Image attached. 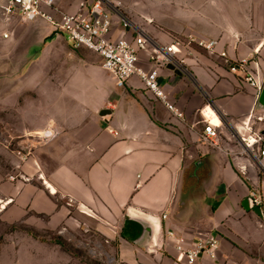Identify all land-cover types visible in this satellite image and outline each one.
Instances as JSON below:
<instances>
[{"label": "crops", "instance_id": "0c3cea01", "mask_svg": "<svg viewBox=\"0 0 264 264\" xmlns=\"http://www.w3.org/2000/svg\"><path fill=\"white\" fill-rule=\"evenodd\" d=\"M195 2L208 3L210 14L203 6L192 17L194 28L178 22L173 30L148 33L160 43L186 40L189 33L219 39L213 53L186 43L179 53L185 70L160 69L182 115L138 74L117 85L97 51L74 46L47 18L9 16L0 8L3 217L17 211L19 220L53 228L60 239L85 242L104 234L117 264H182L168 229L216 234L217 259H205L208 264H264V215L246 203L262 188L264 174L233 136L245 133L251 115L264 129V107L257 102L260 90L220 54L258 50L264 80V0ZM60 3L74 10L78 1ZM113 36L131 37V31L116 24ZM151 47L139 49V66L154 67ZM106 108L110 112L101 113ZM204 118L225 121L219 145L202 139ZM26 132L48 138L26 154L25 142L34 141ZM8 142H18L17 155ZM129 217L139 223L128 225Z\"/></svg>", "mask_w": 264, "mask_h": 264}, {"label": "built area", "instance_id": "2783aa9c", "mask_svg": "<svg viewBox=\"0 0 264 264\" xmlns=\"http://www.w3.org/2000/svg\"><path fill=\"white\" fill-rule=\"evenodd\" d=\"M120 0H79L74 10H68L58 4L57 0H0V8L6 15H19L25 19H35L39 16L47 18L57 29L65 31L74 46H87L97 51L102 57V65L113 72L117 85L125 86L134 74H138L144 85L153 94L163 100L169 108L179 115L183 112L171 101L169 93L160 81V69L169 62L184 69V58L179 53L184 50L186 43L196 41L205 46L210 53L216 50L219 43L217 38H204L188 34L185 40L175 38L170 43L153 42L150 35L142 29H136L131 37L115 38L113 28L120 24L124 29L136 27L132 19L121 9ZM7 35V33H5ZM151 44L150 60L154 67L144 68L139 66V49ZM219 52V51H217ZM258 50L245 56L232 57L227 50H221L233 68L240 70L244 81L260 91L264 80L260 77L258 69ZM252 115L244 122L245 133L234 132L233 136L239 142V152L256 163L264 174V133L263 129L255 127ZM204 127L201 137L204 141L219 145L221 130L224 120L216 122L212 119H203ZM246 166V165H245ZM11 175V178H15ZM263 189H253L251 197L254 204H263ZM166 216V213H164ZM166 236L174 239L176 259L182 264H208L205 259L215 261L220 240L210 230H198L195 234L188 235L168 229Z\"/></svg>", "mask_w": 264, "mask_h": 264}, {"label": "rangeland", "instance_id": "374dc122", "mask_svg": "<svg viewBox=\"0 0 264 264\" xmlns=\"http://www.w3.org/2000/svg\"><path fill=\"white\" fill-rule=\"evenodd\" d=\"M61 5L60 0H57ZM79 1V0H76ZM121 9L136 25L129 27L131 35L136 29H142L154 35V31H167L171 25L187 24L192 29V17L199 14L203 6L210 14L209 4L196 3L195 0H120ZM63 6V5H61ZM64 7V6H63ZM201 7V8H200ZM189 24V25H188ZM116 26V24H115ZM186 26V25H185ZM173 30V29H171ZM92 49V48H91ZM4 118V117H3ZM2 118V119H3ZM1 122V118H0ZM15 135L17 130H13ZM21 133V132H19ZM26 137L34 141L25 142L23 150L26 154L47 140V136L40 133ZM17 139V135L14 137ZM0 145H3L0 142ZM11 151L17 155L18 142H8ZM1 152V148H0ZM11 154V153H10ZM11 158H9L10 160ZM10 162V161H9ZM1 165V153H0ZM0 202V264H117L118 258L110 251L104 234H90L82 242L81 237L74 240L67 239V235L57 238L55 229L37 227L33 223L19 220L17 211L10 210L2 216L3 205ZM73 238V237H72ZM121 263V262H120Z\"/></svg>", "mask_w": 264, "mask_h": 264}, {"label": "water", "instance_id": "95a60500", "mask_svg": "<svg viewBox=\"0 0 264 264\" xmlns=\"http://www.w3.org/2000/svg\"><path fill=\"white\" fill-rule=\"evenodd\" d=\"M167 65H168V66H171L172 68L177 67L176 64L171 63V62H169ZM177 68H178V67H177ZM257 102H258V104H260L262 107H264V85H263V87H262V89H261V91H260V93H259V96H258V98H257ZM108 112H110V110L106 108V109H104L101 113H103V114H107ZM263 133H264V129H263ZM246 203H247V206H248V207H253V206H254L255 209H256L257 211H259L261 214L264 215V211H263V207H262V205H261V204H254V202H253V198H252L251 196H248V197H247V199H246ZM137 223H139V222H137L136 219H133L132 217H129V218L127 219V224H128V225L133 224L134 226H136ZM139 225H140V227L142 226L141 224H139Z\"/></svg>", "mask_w": 264, "mask_h": 264}, {"label": "bare ground", "instance_id": "6f19581e", "mask_svg": "<svg viewBox=\"0 0 264 264\" xmlns=\"http://www.w3.org/2000/svg\"><path fill=\"white\" fill-rule=\"evenodd\" d=\"M218 120H219V121H221V119H220V118H218ZM5 203H7V201H6Z\"/></svg>", "mask_w": 264, "mask_h": 264}]
</instances>
